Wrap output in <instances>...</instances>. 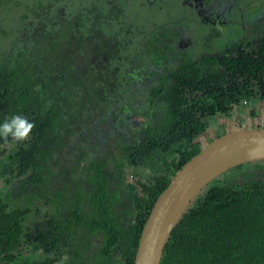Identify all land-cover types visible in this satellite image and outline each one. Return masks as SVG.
I'll return each instance as SVG.
<instances>
[{"label": "trees", "instance_id": "16d2710c", "mask_svg": "<svg viewBox=\"0 0 264 264\" xmlns=\"http://www.w3.org/2000/svg\"><path fill=\"white\" fill-rule=\"evenodd\" d=\"M119 3L52 0L43 8L42 0H0L23 11L19 33L9 31L0 51V124L20 115L35 125L24 141L0 138V185L10 189L0 190L3 264H67L54 247L68 233L56 227L63 223L78 237L93 235V264H134L156 199L213 138L210 130L226 132L218 119L250 111L249 127H261L248 103L264 104V49L194 59L174 46L178 29L135 26ZM134 62L148 78L133 72ZM139 164L149 176L126 183ZM250 167L264 161L232 167L197 196L161 264H264V178H238ZM43 223L56 227L44 252Z\"/></svg>", "mask_w": 264, "mask_h": 264}, {"label": "flooded vegetation", "instance_id": "af4514ba", "mask_svg": "<svg viewBox=\"0 0 264 264\" xmlns=\"http://www.w3.org/2000/svg\"><path fill=\"white\" fill-rule=\"evenodd\" d=\"M183 3L189 10H186L185 13L182 14L184 17L186 15V20L187 18L190 19L188 21L194 24V29L198 30L199 33H204L205 28L210 31L209 33H216L219 37H221L226 30L231 32L222 48L217 47L215 50L203 52L200 56H191L192 58L201 60L200 58L203 56L212 55L215 57V60H217L219 56H230L231 58L239 56L243 49L254 54L261 49H264V1L259 5H253L251 10L248 11L249 14L247 16L246 7H249V5L243 3L242 0H183ZM239 26L241 30L234 34ZM192 44H194V39L193 33L191 34L190 29L178 26V33L174 45L176 46V49L187 55ZM200 62L201 64H211V61L209 60ZM133 72H137L140 78L149 77V75H142L138 67L134 68ZM135 78L137 79V77ZM245 102L247 101L245 100ZM257 107H259L258 111L261 115L262 127L264 126V104L260 103ZM104 125H108V130L111 132L112 128L109 120H107ZM137 126H142V124L139 123ZM210 132L211 136L214 137L215 130H210ZM113 150L115 157H122L120 150ZM139 166L140 167L137 169H131L124 174L126 183L135 182L141 175L149 176L151 169L147 166H142V164H139ZM246 169L239 171L240 174L238 175V178H240L242 183H244L246 178L248 180V177L264 178V168L250 167L248 168L250 171H247ZM43 188L44 185H39V191ZM54 191L55 189H53V192ZM40 197L45 198V196ZM50 201L53 200L51 199ZM35 202L40 204L42 210V205L46 206V203L42 201L41 198H38ZM43 225L44 226L41 230L46 239L42 240L45 242L42 244V247H40L42 252L45 250L43 245L46 246L49 243H54L56 240L55 238L51 239L53 233L51 231L55 230L56 227H63L68 233L66 235H60L63 240L59 241V239H57V243L54 246L57 248V251L64 250L60 258H67V264L94 263V249L92 246L93 235L88 231H86V235L81 238L77 236L75 228H68V224L66 223L56 227L49 223H43ZM29 234L33 236L32 229L29 231ZM53 256H56V253ZM59 263L60 261H57L56 264Z\"/></svg>", "mask_w": 264, "mask_h": 264}, {"label": "water", "instance_id": "95a60500", "mask_svg": "<svg viewBox=\"0 0 264 264\" xmlns=\"http://www.w3.org/2000/svg\"><path fill=\"white\" fill-rule=\"evenodd\" d=\"M255 161H264V126L226 129L209 140L176 171L156 199L143 227L134 264H161L173 228L197 196L232 167Z\"/></svg>", "mask_w": 264, "mask_h": 264}, {"label": "rangeland", "instance_id": "374dc122", "mask_svg": "<svg viewBox=\"0 0 264 264\" xmlns=\"http://www.w3.org/2000/svg\"><path fill=\"white\" fill-rule=\"evenodd\" d=\"M13 1L17 3L22 2L23 6L35 2V0H13ZM118 1L121 3V6H123L125 9V13H124L125 21L129 23H135V26H138L140 28L145 27L148 31L151 30V32H153L154 27L155 28L164 27L167 31L170 30L175 31L176 29H178V26L190 29L191 34L193 33L194 44L190 46V51L187 52V55L193 57L200 56L205 51L215 50L217 47L222 48L223 44L226 43L227 37H229L231 33L229 30H226L225 32H223V35L219 37L216 33H209L210 31L206 28L204 30V33L202 32L199 33L198 30L194 29V24L188 21L190 19L187 18L186 20V15L184 17V15L182 14L185 13L186 10H189L188 8H186L185 4L183 3V0H158L162 4L156 3V0H152L153 2H150L151 0H123V1L118 0ZM262 1L264 0H242L243 3L249 5V7H246L247 8L246 16L249 14L248 11L251 10L253 5H259L262 3ZM51 3L52 0H42L43 8ZM9 7L11 9H7L6 6L0 7V32L2 31V29H5V31L0 34V51L3 50L5 46H7V42L4 37L9 31H12L16 34L19 33V31L17 33L13 31V29L18 30L20 28L18 22L19 20H17L16 18L19 17L23 13V11H20L21 8L19 6H14L13 8L12 6ZM121 11H122V7H121ZM30 19L33 20V18L31 17ZM240 30L241 28L239 26L237 30L234 32V34ZM19 38L24 44L30 41V36L27 35L23 37V34H21L19 35ZM138 38L140 41H142L143 36L139 34ZM16 40L17 39H13L11 41L13 45L16 42ZM16 44L18 46L20 45L18 41ZM24 47L27 48L29 47V45L27 44ZM134 66L135 68H137L136 62H134ZM259 104H260L259 99L253 98L249 102L248 109L255 106L257 110H259V107H257V105ZM244 108L245 107L242 104H239L237 111H243ZM249 114L246 119L245 118L242 119V114H240L239 112L238 114H236V116L233 119L219 118L217 123L220 124L225 122L226 123L225 127L227 130L242 126L249 127L250 124L252 123ZM100 241L101 239L99 238L96 240V243Z\"/></svg>", "mask_w": 264, "mask_h": 264}, {"label": "clouds", "instance_id": "9594fccd", "mask_svg": "<svg viewBox=\"0 0 264 264\" xmlns=\"http://www.w3.org/2000/svg\"><path fill=\"white\" fill-rule=\"evenodd\" d=\"M34 123L26 117L15 115L0 124V138L7 144L26 140L34 128Z\"/></svg>", "mask_w": 264, "mask_h": 264}, {"label": "crops", "instance_id": "0c3cea01", "mask_svg": "<svg viewBox=\"0 0 264 264\" xmlns=\"http://www.w3.org/2000/svg\"><path fill=\"white\" fill-rule=\"evenodd\" d=\"M208 56V55H207ZM209 57H212V55H209ZM1 187H0V190H5L6 192L8 191V190H10L9 189V187L6 185V184H1L0 185ZM11 193H12V191H11ZM11 193L9 194V196L11 195Z\"/></svg>", "mask_w": 264, "mask_h": 264}]
</instances>
